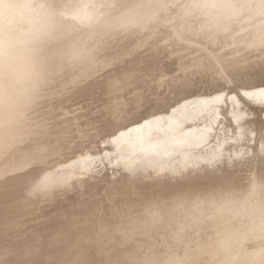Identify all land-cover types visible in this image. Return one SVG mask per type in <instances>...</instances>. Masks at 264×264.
<instances>
[{"label": "bare ground", "instance_id": "obj_1", "mask_svg": "<svg viewBox=\"0 0 264 264\" xmlns=\"http://www.w3.org/2000/svg\"><path fill=\"white\" fill-rule=\"evenodd\" d=\"M48 1H50L53 5H55L56 3H59L60 0H48ZM76 1L77 0H68V2H70L69 3L70 6L75 7L73 9H71V12L74 13V15H76V14L79 15L77 18H80L79 21L80 20L82 22L84 21L85 24H87L89 26V27H86L87 29H80V28L77 29L75 26L73 27V25H72V28L71 27L70 28L64 27L63 29H61V31L56 29V31L55 30L53 31V33H55V35L52 34V37H54V40H51V41H48L45 43L38 41L36 39V37L31 38V39L30 38L27 39L26 35H24L22 32H19V33L13 34V35H7L5 32L0 31V43H3V44L6 43L7 44L6 48H4V53H2L0 56L2 58V61L0 62V264H264V193H261V191L258 190V186H257L258 180H255L252 187L248 190H245V189L233 190L232 189L233 186L231 184L226 185L227 187H225L220 182H215L213 184L212 188H210V190H209V188L205 189L206 187H204V184L200 183V182H197V184H195L193 186L184 185V186L175 187L173 189L163 188L162 190L153 191V192L150 191L148 193L143 192V190H141L140 188L139 189L137 188V190L135 191L136 196L134 198L130 199L133 201L127 203L125 205V208H122L121 206L116 207L115 205L109 206L107 203H104V204L94 203L88 209V211L79 212L76 215L71 216V218H70L71 220H69V222L64 223V224L52 225V226H50L51 227L50 230L47 228V230L44 231L45 232L44 237L42 238L41 241H39V240L38 241H29V242H25L19 246L18 245L14 246L13 244L7 245L6 240L8 238H11L10 234L13 235L14 232L20 233L21 231H23L25 226L28 223H30V221L32 219L36 220V218H42V217L45 218V216H47V215L51 216V214H54L55 212H56V214L60 213L59 215H63V212H61L63 205L73 203L76 200V197L80 193L88 192L93 186H95V183L90 182L89 180L86 182H85V180H83V182H84V184H82L83 187H80L79 191H77L78 187L75 188V185L78 183L77 177L69 178L68 179V181H69L68 186H66V187L64 186V180H63V177L61 176L62 173H58L56 171V169H60L59 168L60 166H55L54 167L55 169L52 170L51 167H49V165L50 164H58L62 161L65 162L68 151L72 150V149H70L71 139H72V141L74 139L76 142H78L75 144V146H74L75 148L73 150H76L80 147V144H79L80 142H79L77 137L73 136L67 130L68 128L64 127L63 123L60 125H56L52 129L47 130V129H45V126L43 127V124H40V122L42 123V121H41L42 117L39 118L40 120L38 119V121H37L38 124L35 121H33L34 119L32 120L31 118H30V120H32V121H29L28 119H27L28 120L27 121L25 113L27 112L28 108H30V106L37 101L39 94H41L43 92L47 93V91H52V89L54 88L53 86H55L52 84H55L56 82H58V83H61V85H62V83H64V81L61 79L62 77H66V76H67V78L71 77V80L72 79L75 80V78L81 77L79 80L77 79L78 81H80V83L82 80H85L86 78H88L89 75L85 78H84V76L87 74V72L89 74L90 69L92 70V68H90L89 65H90V62L92 61L93 57L95 56V54L97 53V50H98L96 47L93 46L95 42H97L98 40H101L105 44L101 45V43H100V46H103V48H105V49H103V51L104 50L107 51L108 48L110 49V46H108L109 43L107 42L109 40V38H111V37H107L110 35V33L116 34L118 29H120L122 27L131 28V26H141V25H145L149 21H152V20L155 21L157 18H160V16L163 13H165V9L170 10L167 8L168 5L171 3H174L176 0H84L79 5L74 4ZM193 1L194 0H192V2ZM209 1L210 0H205V1L201 2L200 5H203V6L207 5V3ZM223 1L224 0H212L211 4L213 6H216V5L218 6ZM42 3H43V1H42ZM100 4H101V6H103L105 8L102 7L103 13H101L100 16L99 15L96 16L95 11L97 10V8H99ZM112 4L114 5V9L109 8V6H108V5H112ZM178 4L179 3H177L176 5L179 7ZM64 5H66V2ZM180 7H181V5H180ZM110 9H113V10L110 11ZM176 9H177V7H176ZM178 9H179L178 11L180 14L181 13L180 10L182 11V9H180V8H178ZM104 11H106V12H104ZM263 11H264V9H263ZM176 12H177V10H176ZM72 13H70V14L72 15ZM174 13H175V11L173 12V14ZM170 16L172 17L173 15L171 14ZM168 17H169V15H168ZM166 19H168V18L166 17ZM189 20H190V18H189ZM176 21H178V19ZM184 21H185V19H184ZM187 21L188 20H186V22ZM173 23H174V21H173ZM171 24H172V22H171ZM174 24L177 25V23H174ZM149 25H152V24H149ZM181 26H183V25H181ZM232 26H234V25H232ZM149 27L150 26H148V28ZM186 27H188V25ZM139 29H140V27H139ZM194 29H195V26H194ZM194 29L191 28V30H194ZM134 30H138V27L134 28ZM154 30H157V29H154ZM234 30H238V29L236 28ZM140 31L141 30H139V34H140ZM147 31L149 32V29H147ZM172 31H174V30H172ZM120 32H122V31H120ZM133 32H135V31H133ZM133 32H132V35L134 34ZM142 32H144V31H141V33ZM187 32H185V33H187ZM206 32L207 31L205 30L204 33L206 34ZM99 33H101V35H99ZM192 33H193V31H192ZM232 33H234V31ZM177 34H178V32H177ZM247 34H248V31H247ZM132 35H130V36H132ZM135 35H136V33H135ZM135 35L133 37H135ZM137 35H138V33H137ZM155 35L156 34L153 35L154 37H151V35H150V37L155 38ZM157 35H158V33H157ZM230 35H232V34L230 33L229 36ZM130 36H128V37H130ZM158 36H157V38H158ZM168 36H170V35H168ZM183 36L185 37L186 35H182L181 37H183ZM227 36H228V34L226 35V37ZM258 36H260V35H258ZM117 37H119V35ZM120 37H122V36L120 35ZM126 37H127V34L123 38H126ZM128 37L125 40H127ZM147 37H149V36L147 35ZM165 37H166V35H165ZM175 37H177V36H175ZM192 37H194V36H192ZM202 37H205V36H202ZM224 37L221 36L222 39ZM139 38H141V36ZM161 38L163 39V37H161ZM199 38L197 40H194L193 42L198 41V40L200 42V40L202 38L201 39H199ZM219 38H220V36H219ZM250 38H251V36L248 39H250ZM148 39H150V38H148ZM162 39H160V40L162 41ZM173 39H174V41L177 40L175 38H173ZM222 39H220L221 42H222ZM233 39H232V42L236 41V43H237L238 39H235V41ZM118 40L119 41H117V43L118 42H126V41H124V39H122L123 41H121L120 39H118ZM131 40H132V38H131ZM138 40H140V39H138ZM145 40H146V38H145ZM171 40H172V38H171ZM226 40L229 41V37ZM261 40L263 42V39H261ZM127 41H129V40H127ZM134 41L135 40H133L132 43ZM140 41L142 42L144 40H140ZM161 41H158V42L160 43ZM170 41H168V43H173ZM187 41L190 42L191 40H187ZM203 41H202V43H203L202 46L204 45L203 47H205V44H207V43L205 42V44H204ZM244 41L249 42V40H247V39ZM244 41H241V42H244ZM254 41H256V40H254ZM137 42H136V45H137ZM151 42H152V40H151ZM180 42L182 43L183 41H180ZM218 42L219 41L217 40V44H219ZM224 42H226V41H224ZM248 42H247V44H249V48L251 47L250 45L252 43H255V42L251 41L252 43L250 44V42L249 43ZM126 43H128V42H126ZM129 43H130V41H129ZM226 43L228 45V43H231V42H226ZM226 43H225V45H226ZM19 44H22V45H19ZM173 44H171V45H173ZM183 44H185V43L183 42ZM217 44H215L216 46H214V45L213 46L217 48ZM245 44H243L242 46H244ZM130 45H131V43H130ZM157 45L160 46L162 44H157ZM193 45H195V44H193ZM104 46H107V47H104ZM122 46L123 45H121V47ZM131 46L135 47V45H131ZM142 46H144V45H142ZM148 46L150 48V45H148ZM148 46H146V47H148ZM153 46L154 45H152V48H155V46L154 47ZM199 46H200V43H199L197 48H199ZM234 46L233 47L235 48V50H237L239 47V45H237V49H236V45H234ZM259 46L261 48L263 47V49H264V46H262V44L260 42V45H259V43L256 44V48L254 46L255 50L261 49V48H259ZM136 47H138V46H136ZM146 47H142V48L144 49ZM184 47H186V46H184ZM187 47H188L187 49H189V50L191 49L188 45H187ZM219 47L221 49V46H219ZM229 47H227V48H229ZM125 48L127 49L126 45H125ZM128 48L131 49L132 47H128ZM193 48H194V46H193ZM210 48H212V46ZM224 48H222L223 51L225 50ZM240 48H242V47H239V49ZM140 49H139V51H142V49L141 50ZM220 49H218L219 52H220ZM233 49L231 48L230 51H232ZM242 49H241V51H242ZM252 49H250V50H252ZM133 50H131L132 54L134 53V51L136 49L134 51ZM147 50H149V49H147ZM166 50L167 49H165V53H166ZM208 50H210V49H208ZM146 51H144L145 53L143 52L142 55L145 56V54L147 53ZM192 51H196V50L194 49ZM204 51H205V49H204ZM227 51H228V49H227ZM152 52H153V50H152ZM210 52L213 53V51H210ZM240 52H236V53L240 54ZM251 52H253V50ZM98 53H100V51ZM111 53H113V52H111ZM136 53H138V51H136ZM136 53H134L133 57L135 55H137ZM150 53L151 52L149 51V53L147 55H149ZM185 53L187 54L188 52H185ZM185 53H182L181 55H183V54L185 55ZM215 53L216 52H214L213 57L209 56L207 58L205 56L208 60H205L202 56H200L205 61L202 60V58H201V60L197 59V58H199V54H197L196 56L194 54H192L195 57H197L193 62V64L196 66V67L195 66L194 67L195 68L198 67V68H202V69L206 68L208 70L211 68V70L213 71V68H215L214 58L215 57L217 58V55H215ZM222 53L225 54V52H222ZM234 53H233V55H230V56L234 57V59H235ZM241 53H244V51H242ZM263 53H262V55H263ZM101 55L103 56L106 54L102 53ZM160 55H162V54H160ZM181 55H180V57H181ZM184 55H183V57L186 58V56H184ZM214 55H215V57H214ZM247 55H249V54H247ZM257 55H258V53H257ZM98 56L100 58V55H98ZM102 56H101V58H102ZM129 56H127V57H129ZM239 56L241 57L242 54L238 55V57H236V58L239 59L240 58ZM131 57H132V55L129 57V59L127 58L126 61L130 60V62H131V59H130ZM227 57H229V55ZM242 57H245V56H242ZM261 57H259V59H264L263 56H261ZM218 58H220V57H218ZM146 59L148 60V57ZM188 59L189 58L185 59V60H187L186 61L187 63H188ZM221 59H222V57H221ZM224 59L226 60V55H225ZM238 59H235V60L241 61ZM248 59H247V61H248ZM250 59H252V58H250ZM112 60H113V58H112ZM132 60H134V59H132ZM139 60H141V57ZM181 60H182V63H186V62H184L185 61L184 59H181ZM228 60H229V62L235 61V60L229 59V58H228ZM220 61L221 60H219V63H220ZM247 61L245 59V62H247ZM253 61H254V59H252V62ZM109 62H111V61H109ZM179 62L180 61H178V64L177 63L176 64L178 66H181V64H179ZM242 62H243V60H242ZM112 63H113V61H112ZM114 63H115V60H114ZM123 63L125 64V62H123ZM162 63H159V65ZM225 63H226V67H227V65L233 64V63L229 64V63H227V61H225ZM236 63H238V62H236ZM250 63H251V60H250ZM127 64H129V63H127ZM131 64H132V62H131ZM191 64H189V65H191ZM121 65H123V64L121 63ZM184 65L185 64H183V66ZM250 65L253 66L252 64H250ZM250 65H248V66H250ZM99 66H97V67H99ZM117 66L118 65H116V66L114 65V68L116 69ZM220 66L224 67L225 65L223 66V64L220 63ZM232 66H234V65H232ZM237 66H240V67H237ZM107 67H108V65H107ZM159 67H161V66H159ZM186 67L187 66L185 65V68ZM190 67H192V66H190ZM194 67L191 69L193 70ZM221 67H220V71L217 70V69H219V67L216 68V70L219 71L216 73L222 72ZM226 67H224V69H226ZM241 67L243 69V67H245V65H243V63H241L240 65L236 64L235 68L237 70L239 68L241 69ZM180 68H182V67H180ZM180 68H178L177 70H179ZM187 68L189 69V67H187ZM198 68L196 69L197 72H198ZM235 68H233V67L231 68V71L233 72V74H234V71L232 69L235 70ZM99 69H100V67H99ZM104 69H105V67H104ZM104 69L102 70L103 71L102 74L105 73ZM117 69H118V67H117ZM191 69H190V71L186 70V72H191ZM202 69H199V71L201 70L203 72L204 70H202ZM240 69H239V71L242 70V69L241 70ZM91 70H90V72H91ZM228 70H230V69H228ZM228 70L226 69L224 71H228ZM181 71H182V69H181ZM196 71H194V72H196ZM205 71H207V70H205ZM231 71H230V73H232ZM239 71H238V73H239ZM95 72H98V71H95ZM186 72H184V73H186ZM192 72H191V74H192ZM106 73H108V72L106 71ZM157 73H159V72H157ZM205 73L206 72H204L203 74H205ZM207 73L209 74L208 71H207ZM211 73H213V72H211ZM91 74H94V72L93 73L91 72ZM98 74L100 75V73H98ZM200 74H196V75L200 76ZM74 75H76V76H74ZM95 75H93V76L95 77ZM97 75H96V77H97ZM196 75L194 74L195 78H196ZM219 75L220 74H218V76ZM183 76H184V74H183ZM205 76H206V74H205ZM212 76H215V75L213 74ZM145 77H143V78H145ZM186 77H188V76H186ZM220 77H222L223 80L225 79L224 76L220 75ZM55 78H57V80H59V79L60 80L59 81H56V80L53 81ZM82 78H84V79H82ZM89 78H90V76H89ZM89 78H88V80H89ZM129 78H130L129 74L123 73L122 77H119V78L116 77V78H112V79L109 78V80L107 81L106 84L114 92H124L123 91L125 88L124 85L128 82ZM184 78H185V76H184ZM63 79H66V78H63ZM91 79H93V78L91 77ZM164 79H167L166 76ZM71 80H70V83L72 82ZM74 80H73V82H74ZM160 80H162V78ZM160 80H159V82H161ZM78 81H75V82L77 83ZM91 81H93V80H91ZM99 81H100V79H99ZM140 81H142V80H140ZM165 81H167V80H165ZM82 82L84 84V81H82ZM86 82H87V79H86ZM129 82H130V80H129ZM135 82H138V81H135ZM80 83H78L77 86ZM163 83H165V82L163 81ZM86 84L88 85V87H86L87 89H85V90L88 92H91V90L94 89L93 88L94 86L93 85L91 86L92 83L91 84L86 83ZM106 84H105V86H106ZM185 84H187V83L185 82ZM89 85H90V87H89ZM159 85H161V84H159ZM73 86H76V84H74ZM59 87H60V85H58V87L56 86V88H59ZM80 87H82L81 84H80ZM128 87H132V85L131 86L129 85ZM83 88H85V87H83ZM83 88H82V91H83ZM76 89H74V93H75ZM159 89H160V87H159ZM144 90H145V88H144ZM149 91H150V89H149ZM56 92H59V90ZM56 92L53 91V94ZM77 92H78V90H77ZM139 92L141 93L140 90H139ZM201 92L202 91H200V93ZM261 92H260V94L262 96H264V91L262 93ZM65 93H63V94H65ZM80 93H81V91H80ZM66 94H65V97L61 95L62 98L63 97L66 98V96H67ZM149 94H150V92H149ZM56 95H57V93H56ZM144 95H147V94L145 93ZM45 96L47 97L46 94H45ZM51 96H53V95H51ZM126 96H128V95H126ZM246 96L249 97L250 99H252L254 97L253 94H247ZM58 97H60V96H58ZM58 97L56 99L55 98L54 99L55 100L60 99ZM71 98H69V99H71ZM48 99H49V97H48ZM54 99H51V100H54ZM206 100H204V101H206ZM213 100H214V98H211L207 101L211 102ZM58 101H55V102H58ZM46 102H47V99H46ZM66 103L64 105H66ZM41 104H43V103H41ZM79 104H81V103H79ZM191 104L192 103H188V104L182 103V107H188V109H189ZM76 105H77V103H76ZM104 105H106V103H104ZM48 106L50 107V105H48ZM66 106H69V105H66ZM194 106H195V109L198 107L197 104H195ZM65 107H64V109H65ZM229 107H231V106L229 105ZM238 107H239V104H238ZM73 108L76 109L75 107H73ZM113 108H115L116 110H122V104L117 103L116 106H113ZM35 109L37 111V108H35ZM43 109L44 108H42L41 110H43ZM74 109H71V112H73L72 110H74ZM81 109H82V107H81ZM97 109H100V108H97ZM102 109H104V107ZM231 109H233V108H231ZM41 110H39V111L41 112V115H42ZM52 110H53V112H51V113L55 114V110H57V109H56V107L55 108L52 107ZM52 110H50V111H52ZM76 110H75V112H76ZM198 110H201V109H198ZM215 110L216 109H214V111ZM39 111H37V112L40 115ZM66 112H67V110H66ZM75 112L73 113V115L75 114ZM185 112H187V111H185ZM29 113L30 112H28V114ZM60 113H62V112H60ZM180 113H182V112H180ZM180 113H178V114H180ZM67 114H69V113H67ZM84 114H86V113H84ZM180 115H182V114H180ZM216 115H219V113H217ZM50 116H52V115H50ZM50 116L46 115V117H50ZM59 116H60V114H59ZM179 116L176 119H179ZM186 116H188V114L184 113L183 119L178 121L177 123L175 122L174 126H172L171 129L168 128V131H170V133H173V132L177 133L176 131H178L180 129V132L182 133L181 126H178V124H184L183 120L185 118H187ZM53 117L52 118L55 119L57 116L53 115ZM58 117L56 118L57 121H58ZM63 117L64 116H62V118ZM71 117H74V116H71ZM92 117H93V115H92ZM220 117H222V116H219V118ZM43 118H42L43 123H49L51 121L50 120L51 117H50V119L47 118V120L48 119L50 120V121L48 120L49 122H45L46 119L44 120ZM59 118H61V117H59ZM174 118H175V115H174ZM242 118H244V117H242ZM222 120H223V118H222ZM160 123H162L160 117L152 119V120H147V121L145 120V121L140 122L138 125H136L132 129H130L127 133H130L131 135L134 134V136H136V139H138V140L144 139V140H140L141 142H139L140 146H142L141 151L143 148L145 149V147H146L145 151L143 150V153H150L152 151H157L158 150L157 147L159 145L158 142L160 143V141H161L160 138H165L167 135V132H165L166 130L160 129V128L164 127V126L161 127ZM39 124L42 125L41 127H43V128L39 127V129L37 130V127L39 126ZM53 124H54V122H53ZM109 129L110 128L107 126L104 127V130H106V131H108ZM160 131H161V135H159ZM192 131H194V130H192ZM38 132H41V135L39 137L38 136L35 137L36 133L38 135ZM150 132H156L155 133L156 135L153 137H148ZM89 133H91V132H89ZM82 134L80 133V135H82ZM185 134H187V132ZM158 136H161V137H158ZM83 138H84V136H83ZM85 146H84V148H85ZM125 154H127V152ZM59 160H62V161H59ZM175 164H177V163H175ZM37 165H40V167L39 166L35 167ZM135 165H136V163H135ZM54 172H56L57 174ZM171 172H172V170H171ZM67 174H69V173H67ZM38 175H42L40 180L38 179V177H39ZM145 175H147V174H145ZM36 176H38V177H36ZM59 176H61V177H59ZM36 179H38V180H36ZM80 182H82V180ZM152 182H153V180H152ZM137 191H139V192H137ZM202 193H203V195H202ZM65 200H66V202H65ZM69 210H71V209H69ZM124 212H125V214H124ZM56 217H57V215H56ZM38 221L41 222V220H38ZM15 236H16V233H14V238H15ZM18 236H20V234ZM4 240L6 241V243H3ZM249 241L254 243V246H253L254 251L245 252L244 247H246V245H244V244L246 242H249Z\"/></svg>", "mask_w": 264, "mask_h": 264}, {"label": "rangeland", "instance_id": "obj_2", "mask_svg": "<svg viewBox=\"0 0 264 264\" xmlns=\"http://www.w3.org/2000/svg\"><path fill=\"white\" fill-rule=\"evenodd\" d=\"M42 1H43V3H42ZM83 1L84 0H77L74 4L79 5ZM181 1L182 0H176L174 3L169 4L167 8L170 10L165 9V13H163L160 16V18H157L155 21L154 20L149 21L145 25H141V26H131V28L122 27V28L118 29V31L116 32L117 35L112 33L113 35L111 34V36L110 35L107 36V37H111L107 41L109 43L108 46H110V49L108 48L107 51L104 50L105 52L103 51V49H105V48H103V46H100V43H101V45H104L105 43H103L101 40H98V41L96 40L97 42H95L93 46L96 47L98 50H97V53L95 54V56L93 57L92 61L90 62V65H89V67L92 68V70H93L92 71L90 69L91 72L92 73L94 72V74H91V72L89 70V74L87 72V74L84 76V78H85L89 75L90 76V78L88 76L89 80L90 81L93 80V81L90 82L88 80V78H86L87 79V82H86V79L82 80V79H84V78H82L81 80L84 81V84H83L82 81H81V83H80V81H78L81 77L75 78V80L74 79L71 80V77H69V76H68L69 78H67V76L62 77L61 79L64 81V83H62V85H61V83L56 82L58 85H60L59 88H56V86L58 87V85L56 83L52 84V85H55V86H53L54 87L53 89L51 88L52 91H47V93L43 92V93L39 94L37 101L34 104H32L30 106V108H28L27 112L25 113L26 120L28 119L29 121H32L34 119L33 121H35L38 124L37 121L40 117H42V118L44 117L43 118L44 120L45 119L47 120V118L50 119V117H51V119H50L51 121L48 119L50 122L48 120L47 121L45 120V122H49V123H43V120L41 118L42 123L40 122V124H43V127L45 126V129L49 130V129L54 128L56 125H60L63 123L64 127L68 128L67 130L73 136L77 137L79 142H80L79 143L80 147L76 150H73L75 148L74 147L75 144L78 142H76L74 139L72 141V139H71L70 149H72V150L68 151L65 162H63L62 160H59L62 162H60L58 164H50L49 165V167H51L52 170L55 169L54 168L55 166H60L59 167L60 169H56V171L58 173H62L61 176L63 177V180H64V186L65 187L68 186V184H69L68 179L72 178V177H77V181L79 183V184L77 183L75 185V188L78 187L77 191H79L80 187H83V185H82V184H84L83 180H85V182L89 180L90 182L95 183V186H93L88 192L80 193L76 197V200L73 203L63 205V208L61 209V212H63V215H59L60 213L56 214V212H55L54 214H51V216L50 215H47L48 217L45 216L46 219L44 217L36 218V220L32 219L30 221V223H28L25 226L23 231H21L20 233L14 232V233H16L17 237L15 236V238H14V233H13V235L10 234L11 238H8L7 240L5 239L7 241V244L12 243L14 246H16V245L19 246L25 242L38 241L44 237V233H45L44 231L47 230V228L50 230V228H51L50 226H52V225L64 224V223L69 222V220H71L70 219L71 216L76 215L79 212L88 211V209L94 203H99V204L100 203L101 204L107 203L109 206H113L116 203L121 202L123 200V198L125 200L127 197H135L136 196L135 191L137 190V188L138 189L140 188L141 190H143V192H145V191L147 192L149 190L158 189V188L160 189L162 187L167 188L170 185H173L175 182H178L177 181L178 175H181V174L184 175V177H185L184 181L186 180L188 183H193L195 180H198V179L203 180L205 182H210L211 178L224 177L225 175H228L229 178L232 179V181L237 182V184H239L240 186H244L245 188H249L251 186V181L258 180L257 182H260V184L264 183V170H262L261 168H258L259 166L264 165V96H262L260 94L261 91L262 92L264 91V59H259V57H261V56L264 57V53H263L264 49H263V47L261 48L259 46V48H261L263 51L261 49L255 50L256 44L259 43V45H260V42H261L262 46H264V44H263L264 43V11H263L264 7L259 9V11L257 12V15H255L253 17L251 16V18H248V19L247 18L241 19L240 17L235 18V19L229 21L228 23L224 24V26L222 28L215 30L214 28H210L209 26H206L207 22L204 20V17L201 16L202 9L205 10L206 8L205 7H203V8L199 7V5L201 4V2H203L205 0H198V1L194 0L195 2L194 1L192 2V0H185V1L183 0L182 2ZM65 2H66V5H64ZM69 3L70 2H68V0H65V1L60 0L59 3H56L59 6L58 7V6H56V4L53 5L48 0H31V6L34 10L41 9L43 11H47V10L52 11V8H54V9L56 8L57 10L54 13H57V14L59 13L60 17L62 19H64L65 21L67 20L69 22H74V23H76V25H78V27L83 28V29H87L86 27H89V26L87 24H85L84 21L83 22L81 20L79 21L80 18H77L79 15H77V14L74 15V13L71 12V9H73L75 7H71ZM177 3H179L178 4L179 7L176 5ZM180 5H181V7H180ZM108 6H109V8L114 9L113 4L108 5ZM102 7L103 6H101V4H100L99 8H97V10L95 11L96 16H98V15L100 16L101 13H103L102 10L105 7H103V8ZM176 7H177V9H176ZM178 8L182 9V11L180 10V12H181L180 14H179ZM113 9H110V11H112ZM176 10H177V12H176ZM61 11H63V12H61ZM174 11L176 14L175 13L173 14ZM104 12H106V11H104ZM70 13H72V15ZM171 14L173 15L172 17L170 16ZM168 15H169V17H168ZM166 17L168 19H166ZM189 18L191 21L189 20ZM177 19H178V21H176ZM184 19H185V21H184ZM186 20H188L189 22L188 21L186 22ZM173 21H174V23H177V25H175L173 23ZM1 22L4 23V26L2 25ZM171 22H172V24H171ZM18 24L19 23H17V22L16 23H12V22L8 23L6 21L5 22L0 21V31L5 32L7 35L16 34L20 31L19 30L20 27H18ZM149 24H152V25H149ZM181 25H183V26H181ZM187 25L189 28L186 27ZM232 25H234V26H232ZM148 26H150V27L148 28ZM194 26H195V29H194ZM136 27H138V30H134V28H136ZM139 27H140V29H139ZM191 28L194 30H191ZM236 28L238 30H234ZM147 29H149V32L147 31ZM154 29H157V30H154ZM139 30L144 31V32L141 33V31H140V34H139ZM172 30H174V31H172ZM205 30L207 31L206 34L204 33ZM120 31H122V32H120ZM133 31H135V32H133ZM192 31H193V33H192ZM233 31H234V33H232ZM247 31H248V34H247ZM132 32L134 33L133 35H132ZM177 32H178V34H177ZM185 32H187V33H185ZM135 33H136V35H135ZM137 33L139 36L137 35ZM157 33L159 36L157 35ZM230 33L232 35L229 36ZM124 34L125 35L127 34V37L132 35V36L128 37L127 40L130 41L131 45H135V47L131 46L129 41L125 40L127 37L123 38V37H125ZM154 34H156L155 38H151V37H154L153 36ZM225 34L226 35L228 34V36L226 37ZM118 35H119V37H117ZM120 35L122 37H120ZM134 35H135V37H133ZM147 35L149 37H147ZM150 35H151V37H150ZM165 35L167 38L165 37ZM168 35H170V36H168ZM182 35H186V36L181 37ZM191 35L194 37H192ZM258 35H260V36H258ZM140 36H141V38H139ZM157 36H158V38H157ZM175 36H177V37H175ZM202 36H205V37H202ZM219 36H220V38H219ZM221 36L222 37L225 36L223 38L224 40L221 38ZM250 36L252 38V39L250 38L251 40L248 39ZM161 37H163L164 40ZM170 37L172 38L173 41L171 40ZM197 37L198 38L200 37L199 39L204 38L203 39L204 41L202 39L201 40L204 42V44H205V42L207 43V44H205V47H203L204 45L202 46L203 43L201 40H200V42H199V40L193 42L194 40L198 39ZM228 37H229V41L226 40ZM131 38H132V40H131ZM137 38L140 40H144V41L141 42ZM145 38H146V40H145ZM148 38H150V39H148ZM173 38L177 39L176 40L177 42L174 41ZM118 39H120L121 41H123L122 39H124V41H126L128 43H126V42H118L117 43V41H119ZM160 39H162V41ZM220 39H222V42ZM232 39L234 41H235V39H238L237 40L238 44L236 43V41L232 42ZM246 39L249 40L250 44L252 42H255V43H252L253 45L252 44L250 45L253 49L251 47L249 48V44H247L248 41H244ZM261 39H263V42ZM133 40H135L136 42L138 41L137 45H136L135 41H134L135 43L134 42L132 43ZM151 40H152V42H151ZM187 40H191L193 43L191 41H190L191 42L190 43ZM217 40L219 41L218 43L220 45L217 44ZM254 40H256L258 43ZM158 41H161V42L159 43ZM168 41L173 42V43L175 42V43L174 44L168 43ZM180 41H183L185 44H183V42L181 43ZM224 41L231 42V43H228V45H227V43ZM241 41H244V42H241ZM199 43H200V46H199V48H197ZM225 43H226V45H225ZM157 44H162V45L159 46ZM171 44H173V45H171ZM193 44H195V45H193ZM215 44H217V48L214 47V46H216ZM233 44L236 45V49H237V45H239V47H242L243 49L242 48L239 49V47H238L239 50L238 49L235 50V48H234L235 46ZM243 44H245V45L242 46ZM121 45H123V46L121 47ZM125 45L127 46V49L125 48ZM142 45H144V46H142ZM148 45H150V48ZM152 45H154L155 48H152ZM183 45L186 47H184ZM187 45L191 49L194 46V48L192 50L195 49L196 51H192L191 49L190 50L187 49L188 48ZM222 45L223 46L225 45L224 46L225 48ZM136 46H138V47H136ZM141 46L142 47L148 46V47L143 49ZM211 46L213 49L210 48ZM219 46H221V49ZM254 46H255V48H254ZM104 47H107V46H104ZM128 47H132V48L130 49ZM139 47L142 49V51H139V49H140ZM227 47H229V48H227ZM222 48H224L226 51L225 50L223 51ZM226 48L228 49V51ZM231 48L232 49L234 48L233 49L234 51L233 50L230 51ZM147 49H149V50H147ZM165 49H167L166 53H165ZM204 49L206 52L204 51ZM208 49H210V50H208ZM218 49H220L221 53L218 51ZM241 49H242V51H244V53H241L242 52ZM250 49H252L253 52H251L252 50H250ZM131 50H133L134 53H136V51H138V53H136V54L137 55L139 54L140 56L135 55L133 57L134 53L132 54ZM143 50L144 51L147 50L146 51L147 53L145 54V56L142 55L144 52ZM152 50H153V52H152ZM99 51H100V53H98ZM149 51L151 53L149 55H147L149 53ZM180 51L182 53H185V52L189 53L190 52L189 54L188 53L187 54L185 53V55L183 54L184 56H186V58H189L188 63L186 62L187 60H185L186 58L183 57V55H181L182 53ZM210 51H213V53ZM235 51L236 52L241 51V52H240V54H238ZM111 52H113V53H111ZM214 52H216L215 55H217V58L220 57L218 59L221 60L220 63H222L223 66L225 65L224 67H226L225 61H227V63H229V64L233 63L232 65H234L235 67H236V64L240 65L241 63H243V65H245V67H243V69L241 67L242 70L239 68L241 70V71H239V69L236 70V68L230 64L231 66L227 65V67H226L227 70L228 69H230V70L224 71L226 69H224V67H221L222 65L220 66L219 60L214 55V57H215L214 58L215 68H213V71L211 70V68L208 70L206 68L202 69V68L197 67L198 68V72H197L196 71L197 68H195L196 66L193 64L194 60L197 58L195 56L197 54H199V58H197V59L201 60V58L203 57L205 60H208L207 58L209 56L213 57ZM222 52H225V54ZM102 53H104L106 55L102 56L101 55ZM233 53L235 54L234 55L235 59H238L236 57H238V55H241V54H242V56H245V57L239 56L240 58L238 60H241V61H237L234 59V57L230 56V55H233ZM257 53H258V55H257ZM262 53H263V55H262ZM160 54H162V55H160ZM192 54H194L195 56ZM247 54H249V55H247ZM98 55H100V58ZM129 55L130 56L132 55V57L130 58L132 64H131L130 60L126 61L127 58L129 59V57H130ZM180 55L182 58L180 57ZM225 55H226V60L224 59ZM228 55H229V57H227ZM101 56H102V58H101ZM127 56H129V57H127ZM200 56H202V57H200ZM140 57H141V60H139ZM147 57H148V60L146 59ZM221 57H222V59H221ZM112 58H113V60H112ZM203 58H202V60H204ZM228 58L233 59L235 61L232 62L230 60L231 62H229ZM244 58L246 59V61L249 58L247 61L248 63L245 62ZM250 58L254 59V61L252 62V59H250ZM132 59H134V60H132ZM181 59H184L185 60L184 62H186V63H182ZM114 60H115V63H114ZM242 60H243V62H242ZM250 60H251V63H250ZM109 61H111V62H109ZM112 61H113V63H112ZM119 61L120 62L122 61L121 63L124 66L121 65V63ZM178 61H180L179 64H181V66L177 65ZM123 62H125V64ZM236 62H238V63H236ZM127 63H129V64H127ZM159 63H162V64L159 65ZM249 63L252 64L253 66H251ZM183 64H185L187 67H189V69L187 67L185 68V65L183 66ZM189 64H191V65H189ZM107 65H108V67H107ZM114 65L115 66L118 65L117 66L118 69H117V67L115 69ZM248 65H250V66H248ZM97 66H99L100 69ZM159 66H161V67H159ZM190 66H192V67H190ZM104 67H105V69H104ZM180 67H182V68H180ZM193 67H194V69L192 70L191 68H193ZM217 67H219V69H217L219 71H220V67L222 68L221 73L223 75L221 73H216V72H219L216 70ZM232 67L235 68V70L232 69L234 71V74L231 71ZM237 67H240V66H237ZM178 68H180L179 69L180 71H181V69H182V71L183 70L184 71L180 72L179 70H177ZM103 69L105 70L104 71L105 73L102 74ZM190 69H191V72L193 71L192 72L193 75L191 74V72H186V70L190 71ZM199 69H202L204 71L203 72L201 70L199 71ZM94 70L98 71V72H95ZM205 70H207L209 72V74ZM106 71L108 73H106ZM194 71H196V72H194ZM230 71L232 73H230ZM238 71H239V73H238ZM157 72H159V73H157ZM184 72H186V73H184ZM204 72H206L205 73L206 76H205V74H203ZM211 72H213V73H211ZM98 73H100V75ZM123 73H127L130 76V78H129L130 82L128 80V82L124 85V87H125L123 90L124 92L112 91L109 88V86L106 84L107 81L109 80V78L112 79V78H116V77L117 78L122 77ZM95 74L96 75L98 74L100 77L98 75L96 77ZM183 74H184L185 78H184ZM194 74L195 75L200 74V76L196 75V78H195ZM213 74L215 76H212ZM218 74H220L221 76H224L225 81L223 80L222 77H220V75L218 76ZM93 75H95V77ZM164 75L166 76L167 79H164L165 78ZM74 76H76V75H74ZM186 76H188V77H186ZM91 77L93 79H91ZM143 77H145V78H143ZM63 78H66L67 80L63 79ZM161 78H162V80H160ZM99 79H100V81H99ZM158 79L162 83L159 82ZM55 80L59 81L60 79L57 80V78H55L53 81H55ZM70 80L72 81L71 83H70ZM73 80H74V82H73ZM140 80H142V81H140ZM165 80H167V81H165ZM75 81H78V82L76 83ZM135 81H138V82L140 81V82L138 83ZM163 81L165 83H163ZM185 82L187 84H185ZM73 83L76 84V86L78 83H80L82 87H80V84L78 85L79 87L73 86L74 85ZM86 83H89V84L92 83L91 86L92 85L94 86L93 87L94 89H92L91 92H88L85 90V89H87L86 87H88V85ZM105 84H106V86H105ZM159 84H161V85H159ZM129 85L130 86L132 85V87H128ZM83 87H85V88H83ZM89 87H90V85H89ZM159 87H160V89H159ZM82 88H83V91H82ZM144 88L146 91L144 90ZM74 89H76L75 93H74ZM149 89H150V91H149ZM58 90H59V92H56ZM77 90H78V92H77ZM79 90L81 91L82 94L80 93ZM139 90L141 91V93L139 92ZM53 91L56 92L57 95H56V93L53 94ZM200 91H202V92L200 93ZM149 92H150V94H149ZM63 93H65L68 97L70 96L69 98H71V97L72 98L69 99L67 96H66V98H64L65 94H63ZM145 93L147 95H144ZM245 93L246 94H253L254 97L252 98V100L249 97L245 96ZM45 94L47 95V97L45 96ZM51 95H53V96H51ZM61 95L64 97L62 98ZM126 95H128V96H126ZM58 96H60V97H58ZM48 97H49V99H48ZM57 97L60 98V99H58L59 101L55 100ZM211 98H214V100L211 102H208L207 100H209ZM46 99H47V102H46ZM51 99H54L55 101H58V102H55L54 100H51ZM204 100H206V101H204ZM218 100H221V101L219 102ZM41 103H43V104H41ZM65 103H66V105H69V106L64 105ZM76 103H77V105L79 103H81V104H79L80 106L79 105L77 106ZM104 103H106V105H104ZM117 103L122 104V110H116L115 108H113V106H116ZM182 103H184V104L185 103H187V104L192 103V104L190 105V107L188 109V107H182ZM195 104H197L198 105L197 108L201 109V110H198L197 108L195 109V106H194ZM238 104H239V107H238ZM48 105H50V107ZM71 105L73 107H75L77 110L74 109ZM229 105L231 107H229ZM52 107L53 108L56 107V109H57V110H55V114L51 113V112H53ZM64 107H65V109H64ZM81 107H82V109H81ZM103 107H104V109H102ZM35 108H37V111L44 108L43 110H41L42 115H41L40 111H39V113H40V115H39ZM97 108H100V109H97ZM231 108H233V109H231ZM71 109H74V110H72L73 112H71ZM214 109H216V110L214 111ZM50 110H52V111H50ZM66 110H67V112H66ZM75 110H76V112H75ZM185 111H187V112H185ZM28 112H30L29 113L30 115L28 114ZM60 112H62V113H60ZM74 112H75V114L73 115ZM180 112H182V113H180ZM58 113L60 114V116ZM67 113H69L70 115ZM84 113H86V114H84ZM178 113H180L182 115H180ZM184 113L188 114V116H186V117H188V122L185 121V123L187 122V124H185L186 126L184 128H182V133L180 132V130H178L181 134L178 137V136L174 135L173 133H170V131H168V128L171 129L172 126H174L175 122L177 123L178 121L182 120ZM217 113H219V115H216ZM46 115L47 116L52 115V116L46 117ZM53 115H56L57 117L59 116L61 118H62V116H64L65 118L63 117L61 119L58 117V121H57V119H56L57 117L55 118L56 119L55 120V119H53L55 117V116L53 117ZM92 115H93V117H92ZM174 115H175V118H174ZM71 116H74V117H71ZM178 116H179V119H176ZM219 116H222V117L219 118ZM159 117H160L161 122H162V123H160L161 127L164 126L161 129L166 130L165 132H167V135L165 138H160L161 141H160V143L158 142L159 145L157 147L158 148L157 151H152L150 153H143V150L145 151L146 147H145V149L143 148L141 151L142 146H140L139 142H141L140 140H144V139L138 140V139H136V136H134V134L131 135L130 133H127V132L130 129H132L133 127H135L136 125H138L142 121L152 120V119L159 118ZM242 117H244V118H242ZM30 118L32 120H30ZM222 118H223V120H222ZM53 122H54V124H53ZM40 124L37 127V130L39 129V127L43 128V127H41L42 125H40ZM105 126L109 127L110 129L108 131L104 130ZM192 130H194V131H192ZM89 132H91V133H89ZM186 132H187V134H185ZM80 133L81 134L83 133L82 135L84 136V138L82 135H80ZM155 133L156 132H153V134L149 135L148 137H153L154 135H156ZM160 133H161V131H160ZM40 135H41V132H38V135L36 133L35 137H37V136L39 137ZM84 146H85V148H84ZM126 152H127V154H125ZM135 163H136V165H135ZM175 163H177V164H175ZM38 166L40 167V165H37L35 167H38ZM171 170H172V172H171ZM54 173H56V172H54ZM67 173H69V174H67ZM145 174H147V175H145ZM38 176H36V177H38V179L40 180L42 175H38ZM61 176H59V177H61ZM191 176H195V177L192 178ZM38 179H36V180H38ZM173 179H175V180H173ZM81 180H82V182H80ZM152 180H153V182H152ZM126 184H127V186H126ZM137 192H139V191H137ZM65 202H66V200H65ZM68 208L71 210H69ZM56 215H57V217H56ZM37 219L41 220V222L38 221ZM19 234H20V236H18ZM5 240L3 241V243H6Z\"/></svg>", "mask_w": 264, "mask_h": 264}, {"label": "water", "instance_id": "obj_3", "mask_svg": "<svg viewBox=\"0 0 264 264\" xmlns=\"http://www.w3.org/2000/svg\"><path fill=\"white\" fill-rule=\"evenodd\" d=\"M210 0L207 5H199V7H205L206 9H202L201 16L204 17V20L207 22L206 26H209L210 28H214L215 30L220 29L224 26V24L228 23L229 21L235 19V18H251V16L257 15V12L259 9L264 7V0H224L220 5L213 6L211 4ZM56 6H58L56 4ZM59 7V6H58ZM57 9L52 8V11H43L41 9L34 10L31 6V0H0V21H6L8 23H19L18 27L19 32H22L24 35H26L27 39H31L36 37V39L42 43L54 40V37H52L53 31L56 29L60 30L64 27H73L75 26L77 29L78 25H76L74 22L65 21L60 17V14L54 13ZM63 12V11H61ZM4 26V23L1 22ZM6 25V24H5ZM83 29V28H80ZM18 32V33H19ZM112 33H110L111 35ZM101 35V33H99ZM109 35V34H108ZM23 43V42H22ZM54 43V42H53ZM22 45V44H19ZM29 45V44H28ZM6 43H0V56L2 53H4V48H6ZM17 46V45H16ZM2 61V58L0 57V62ZM247 94H245L246 96ZM252 100V99H251ZM219 102L221 100H218ZM211 110V109H210ZM186 114V113H185ZM185 121L188 122V117L183 120L184 124H178V126H181V129L184 128L187 124ZM176 126V125H175ZM161 129V128H160ZM180 130V129H179ZM177 133L173 132L174 135L180 136V132L176 131ZM160 133V132H159ZM153 134V132H150L149 135ZM158 134V133H157ZM148 135V136H149ZM161 135V133L159 134ZM155 136V135H154ZM161 137V136H158ZM258 168H261L264 170V165L259 166ZM194 178L195 176H191ZM184 175H178V182H175L173 185H170L167 188H175L178 186H193L197 184V182L203 183L205 189L212 188L213 184L215 182H220L223 186L227 187L226 185H232L233 190L240 189V190H248L252 187L254 181H251V186L249 188H245L244 186H240L237 184V182L232 181V179L229 178L228 175H225L224 177L219 178H211L210 182H205L203 180H195L193 183H188L186 180L184 181ZM175 180V179H173ZM127 186V184H126ZM258 190L261 191V193H264V183L257 182ZM244 187V188H243ZM163 188L153 189L147 191H158L162 190ZM146 192V191H145ZM207 192V191H206ZM203 195V193H202ZM134 197H127L125 200H123L119 203H116L115 206H121L122 208H125V205L133 200H130ZM125 214V212H124ZM40 239L39 241H41ZM12 244V243H9ZM8 245V244H7ZM244 245L245 252L254 251V243L249 241L246 242Z\"/></svg>", "mask_w": 264, "mask_h": 264}]
</instances>
